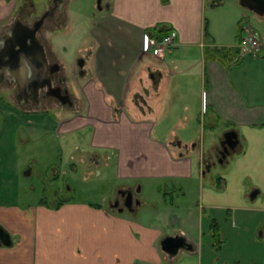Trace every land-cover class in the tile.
<instances>
[{
  "label": "crops",
  "instance_id": "0c3cea01",
  "mask_svg": "<svg viewBox=\"0 0 264 264\" xmlns=\"http://www.w3.org/2000/svg\"><path fill=\"white\" fill-rule=\"evenodd\" d=\"M21 1L0 0V37L13 23ZM219 1L211 5L212 9L222 8L224 0ZM231 1L232 20L236 21L239 14L241 17L244 14L236 7L240 0ZM208 2L104 0L95 27L83 28L89 40L75 49L82 56L92 50L86 62L91 64L84 76L88 78L80 86L82 100L71 93L74 109L69 113L85 108L84 113L64 112L53 117V111L19 108L0 93V135L3 132L8 142L0 150V179L4 181L5 174L12 186L9 197L0 193V228L11 241L9 246L0 243V264H177L176 256L163 251L162 241L166 237H184L194 247L184 254L199 257L201 252L208 253L213 248L209 225H204L203 219L216 220L218 215L238 211L251 215L245 217L246 222L253 217L260 220L259 217H264V40L261 39L263 46L259 54L242 55L236 44H232L236 35L232 26L227 35L229 50L220 52L218 49L225 46L216 42L220 39L218 31L205 24ZM70 11L72 14L70 4L65 5L61 28L65 34L75 31ZM50 25L47 23L40 36L50 61L64 69L55 45L66 36L57 39V32ZM162 26L163 33L165 28L177 32L176 45L161 59L144 54V35ZM77 28L82 31V27ZM248 28L261 38L251 25ZM156 71L163 77L154 87L158 90L156 100L162 93L164 98L167 91L172 98H185L183 91L189 88L195 91L196 97H191L185 107L180 100L181 112L172 110L174 101L168 97L166 103L163 101V113L173 114L174 119L180 113L193 115L199 127L188 144L175 135L167 140L166 131L163 134L166 140L155 138L156 122L152 119L156 110L143 113L136 109L133 100L147 86L145 77L156 85L152 75ZM129 102L132 107L126 113L123 107ZM163 120L168 121V116L163 115ZM25 121L31 128L25 126ZM20 126L29 128L34 135L58 126V133L66 139L75 131L92 127L94 152L80 151L78 146L67 149L70 160L79 152V159H74L70 166L77 169L78 164L86 162V168L98 166L99 159L108 165L107 152H115L117 180L123 184L117 188L136 189L142 197L139 205L126 215L125 210L109 211L73 201L59 208L49 207L43 201L24 204L23 192L19 193L17 188L23 185L20 177L25 176L26 164L17 162L19 151L14 144ZM219 129L223 134L210 147L209 158L221 148L225 133L236 132L239 141L230 158L227 156L220 163L228 166L224 185L221 178L222 192L202 185L205 155L202 143L194 142L198 134L207 131L211 135ZM177 142L181 145H176ZM6 154L12 155L7 165ZM30 169L29 177L34 167ZM167 181L180 185L172 186L173 194L181 193L178 200L186 204H179V210L173 204L162 207L154 214L156 220L149 224L143 220L144 209H149L144 206L150 204L143 194L145 185L155 183L154 189L163 199ZM160 182L163 187L157 186ZM196 186L198 196L193 200L189 192ZM256 191V196L251 198ZM163 220L172 221L175 226L163 225ZM171 227L178 228L170 230Z\"/></svg>",
  "mask_w": 264,
  "mask_h": 264
},
{
  "label": "rangeland",
  "instance_id": "374dc122",
  "mask_svg": "<svg viewBox=\"0 0 264 264\" xmlns=\"http://www.w3.org/2000/svg\"><path fill=\"white\" fill-rule=\"evenodd\" d=\"M33 1L37 4L36 12H40L46 7V0ZM96 2L97 0H68L72 10V14L70 11V20H72L77 27H82V31H79L75 25V31H68L65 34V32L61 30L55 34L57 39L66 36L65 39L61 42L58 41L55 45L57 50L56 55L63 60L64 73L67 79L66 86L69 87L70 95L72 92L75 93L79 100H82L80 86H83L88 77L84 79V77L75 76L73 72L74 70L76 71V63L80 57L79 54L75 52V49L78 46L81 47L83 41L87 43V40H89V35L87 36V33H84L83 28L90 29L93 26L95 27L96 22L99 20L101 13L97 8ZM217 2L221 1L209 0L206 14L207 21H205V24H210L212 29L215 28L218 31L220 39L216 42L217 44H223V46H225L223 49L217 48L220 52L229 50L226 47L229 44L227 35L228 31L232 30V26L236 32L234 43L232 44H236V46L240 44L239 42L241 37L238 38L240 28L242 34L245 33V29H247L250 25L254 30L259 32L261 39L264 40V16H256L247 8L240 6L238 2L237 6H235L240 13L244 14V16L242 15L241 17V14H239L238 16L240 17H238L235 21L234 19L232 20V12H234L233 2L231 0H224L222 8L212 9L211 5ZM102 6L104 7V0L102 1ZM26 10L29 11L28 7ZM61 46L67 47V50L63 51ZM90 51L92 52V50ZM72 64L75 66L74 70ZM90 65V62L86 63L84 70L89 71ZM152 73L156 85L152 84L153 81L148 76L145 77V83L147 86L142 87L140 94H138L133 100L136 109L143 113L153 112V109L156 110L155 116L157 117L154 116L152 119L154 123L156 122V128L153 131L155 138H158L159 140H166L163 135L166 131L168 132L167 140L171 139L172 136L175 135L178 137L179 141H183L185 144H188L194 137L195 130L199 127L195 122L193 115L191 113H186L183 116V114L180 113L179 115L176 114L174 119L173 114L163 113V101H167L168 97V99L174 101L171 106L172 110H175L176 113L178 111L181 112L182 106L180 104L178 105V103L181 100L184 102L183 107H185L186 104L188 105V102L192 100L191 97H196L195 91L190 90V88L184 90L183 93L185 98H181L180 96H174L175 98H172L169 95L171 92L167 91L164 98L162 93L161 97L156 100L155 97H157L158 90L154 87L162 81L163 77L160 78L157 71ZM192 84L194 83L192 82ZM16 92L17 90L15 85H2L0 87V93L14 104H16ZM153 98H155L156 101H154ZM71 99L73 100L72 95ZM177 106L179 107L177 108ZM131 107L132 105L129 102L124 105L123 109L125 108V112L128 113L127 110L131 109ZM47 108H50L51 112H54L51 113L53 117H59L60 114H63L64 112H71L74 109V106L72 108H59L57 105L51 104L50 107ZM27 109L31 110L33 107L30 106ZM83 111L85 112V108L69 114L73 115L76 113H84ZM163 115L168 116V121L163 120ZM8 123L10 124L11 121ZM25 126H29L31 128L30 123L27 121H25ZM25 126H20L18 128V133L14 138V144L19 151L17 154V162L26 164L24 170L30 166L34 167V173L31 177H20L23 181V185L19 184V186H22L21 188H17L19 193H21V191L23 192L24 204H35L43 201V203L49 207L59 208L64 203L73 201L75 203L87 204L93 207L98 206L109 211L112 209L110 205L120 198L118 192L121 189H118L117 187L119 185H123L121 184L122 181L119 182L117 180V171L115 167L116 153L112 151L107 152L108 159L106 162L108 165H104V161H100L99 159L97 160L99 162L98 166L90 165L91 167L88 166L89 168H86L87 162L86 164H78L77 169H73L70 166V164L74 163V159H79L77 156L79 155V152L72 155L74 159L70 160V155L67 149L74 150L73 148L78 146L80 151H87L90 153L94 152V149L91 147V138L94 134V129L92 127L75 131L66 139L58 133V126L51 131H41L38 135L32 134V131L28 130L29 128ZM222 134V129L215 131L211 135L205 131L198 134L194 139V142L202 143V154L205 155L204 164H214L208 171H206L204 178L201 180L202 185L205 188L209 187L218 192L224 191V186L223 188H217L216 184L213 183H215L216 177H220L223 179L224 185L226 178L224 175H226L225 171L228 166L217 162L220 159L221 148L218 149V152L214 154V157L212 158H209L208 154L212 144L214 142L216 143L219 136ZM81 143L82 147H80ZM69 144H72L71 148L69 147ZM5 145H8V142L2 132L0 135V150ZM89 156L90 154L88 157ZM229 156L228 158H230ZM11 157L12 155L6 154L4 157V163L6 164L11 162ZM227 161H229V159ZM54 172L56 174L55 176L53 175ZM9 185H11V181L4 174V181L2 178L0 179L1 196L5 195V197H9L8 195H11L12 186ZM173 185L178 188L180 186L176 183H172L171 181H167V185H164L167 188V194H165V197L163 196L162 199V195L160 196L154 189L155 183H153V185L146 183V189L143 194L150 204L148 206H144L145 208H149L148 210L144 209V221L149 224L153 223L156 220L154 214L159 209L161 210L162 207H168L170 204H173L175 209L179 210L181 207L179 204H186L183 200H178L182 197L181 193L173 194ZM157 186L163 187V183L160 182ZM132 189L135 190L134 188ZM197 191V186L196 188H192V192H189L191 199L197 200ZM137 198L140 200L142 197L137 194ZM124 212L126 215L131 213L127 209H125ZM247 216L248 214L239 211L231 213L226 212V214L223 213L218 215L216 217V222L219 231L218 234H216V232L212 230L213 238L211 237V244L214 245V247H211V252L209 251L207 253L204 251L203 253H200L202 256L193 257L184 254L186 253L184 250H180L178 254L175 255L179 260L177 264H264V217H259L261 220L253 217L249 222H246L245 217ZM250 216L251 215L248 217ZM211 221L212 220L210 218L203 219V224L209 225V231L211 229ZM164 224L169 226L172 224V226H175V224L169 220H167V222L163 220V225ZM177 228L178 227H171L170 230ZM211 234L212 232L210 231V236Z\"/></svg>",
  "mask_w": 264,
  "mask_h": 264
},
{
  "label": "flooded vegetation",
  "instance_id": "af4514ba",
  "mask_svg": "<svg viewBox=\"0 0 264 264\" xmlns=\"http://www.w3.org/2000/svg\"><path fill=\"white\" fill-rule=\"evenodd\" d=\"M102 1L103 0H97L96 5L99 11L102 10ZM70 4L68 3V0H46L45 8H43L42 11L36 12L37 4L33 0H22L19 7L16 11V17L13 21V23L10 25V27L6 30V33L0 37V58L3 54H9V40L11 39V35L15 36V29H19L17 32L18 39L13 37V40L16 41V43L22 42L24 38H26L25 31L28 29H34L35 27H38L35 38L39 42V44L42 46L44 55L46 58L47 63V71L46 76L49 81V85H45L43 89L39 88L37 91L36 96L34 97L32 93L27 92L26 94L21 93L17 87V85L13 82H9L8 80H5V75L7 74L3 69L4 67L1 65L0 62V87L2 85H15L16 87V95H15V103L19 108H28L30 106L33 107L36 111H51L50 107L51 104L57 105L59 108L64 107H70L72 108L74 106L73 100L71 99L69 87L66 86L67 79L64 75V69L61 65H59L57 62L50 61V58L48 56V51L45 49V46L43 45V39L40 36V33L46 29L47 23H50V29L56 30V32L61 31V28L64 23V19L62 17L63 15V8L65 5ZM27 6L28 10L27 11ZM108 7V5H107ZM25 27V28H23ZM91 51H88L86 55L84 54L79 55V58H83L85 63L84 66L79 68L78 63H76V71L74 70L75 76L84 77L86 75V71L84 70L86 61L88 56L90 55ZM78 62V60H77ZM32 67H30V70ZM5 72V73H4ZM84 74L82 75V73ZM3 76V77H1ZM2 98V96H1ZM4 98V96H3ZM46 107V108H45ZM221 152V151H220ZM221 159V155H220ZM214 164L206 163L204 167V175L206 171H208L211 166ZM124 191V194L121 192ZM131 194V200L133 201V207L135 208L136 205H139V200L137 198L138 192L130 189H124L120 190L118 192V195L120 196L119 200L117 199L114 203H112L110 206L112 209H117L120 211V209L123 208V205L127 199V197ZM133 208V210H134ZM132 210V211H133ZM181 237V236H180ZM187 242V241H186ZM193 245L190 243H187V245L181 249L184 251H193ZM180 251V250H179ZM178 251V252H179ZM169 255V254H168Z\"/></svg>",
  "mask_w": 264,
  "mask_h": 264
},
{
  "label": "water",
  "instance_id": "95a60500",
  "mask_svg": "<svg viewBox=\"0 0 264 264\" xmlns=\"http://www.w3.org/2000/svg\"><path fill=\"white\" fill-rule=\"evenodd\" d=\"M240 5L258 16H264V0H240ZM25 29L28 34L26 33V38H24L20 43H16V41L13 40V37H18L16 31L19 29H15V36L11 35V39L9 40L10 53L1 55L0 62L4 67L3 70L7 73L4 77L5 80L15 83L21 93L26 94L27 92H30L35 97L39 88L43 89L46 84L50 86L46 76L47 63L43 48L35 38V33L38 27L28 30L27 28ZM77 63L78 67L81 68L84 66L85 61L83 58H79ZM30 67H32L31 70ZM83 74L84 72L82 75ZM238 144L239 141L236 132L229 131L225 133L223 140L220 143L221 159H219L218 162L222 163L223 159L236 150ZM176 145L180 146L181 142H177ZM30 174L31 169L28 167L25 170L24 175L29 177ZM121 192L124 194V191ZM257 192L258 191L253 193L251 198H254ZM131 197V194H129L123 208L120 209V212L125 209L128 211L133 210L134 207ZM0 243L8 246L11 244L8 234L1 228ZM186 245L187 242L185 238L180 236L166 237L162 241L163 251L171 256H175L178 251L183 249Z\"/></svg>",
  "mask_w": 264,
  "mask_h": 264
},
{
  "label": "built area",
  "instance_id": "2783aa9c",
  "mask_svg": "<svg viewBox=\"0 0 264 264\" xmlns=\"http://www.w3.org/2000/svg\"><path fill=\"white\" fill-rule=\"evenodd\" d=\"M177 43V32L170 29L161 39L152 37L149 33L144 35L143 52L158 59L172 50ZM237 46L242 55H257L263 46L259 35L251 28L245 29L244 35Z\"/></svg>",
  "mask_w": 264,
  "mask_h": 264
},
{
  "label": "trees",
  "instance_id": "16d2710c",
  "mask_svg": "<svg viewBox=\"0 0 264 264\" xmlns=\"http://www.w3.org/2000/svg\"><path fill=\"white\" fill-rule=\"evenodd\" d=\"M206 27V26H205ZM167 31H169V30H167L166 28H165V32L163 33V26L162 27H159V28H155V29H153L151 32H149V34L152 36V37H154V38H156V39H161L163 36H165L167 33ZM205 33H206V29H205ZM241 28H240V31H239V34H238V38H240L241 37ZM239 51V50H238ZM216 186H217V188H221V178L220 177H218L216 180ZM164 197H165V195H164ZM212 221H211V229H210V231L212 232V234H211V237L213 238V231L214 232H216V234H218V231H219V229L217 228L218 227V225H217V222H216V220H214V219H211ZM213 230V231H212ZM213 247H214V245H213Z\"/></svg>",
  "mask_w": 264,
  "mask_h": 264
}]
</instances>
